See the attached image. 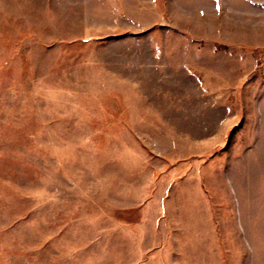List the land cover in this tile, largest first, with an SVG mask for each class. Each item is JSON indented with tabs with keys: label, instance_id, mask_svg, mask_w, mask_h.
Returning <instances> with one entry per match:
<instances>
[{
	"label": "rangeland",
	"instance_id": "rangeland-1",
	"mask_svg": "<svg viewBox=\"0 0 264 264\" xmlns=\"http://www.w3.org/2000/svg\"><path fill=\"white\" fill-rule=\"evenodd\" d=\"M0 264H264V0H0Z\"/></svg>",
	"mask_w": 264,
	"mask_h": 264
}]
</instances>
